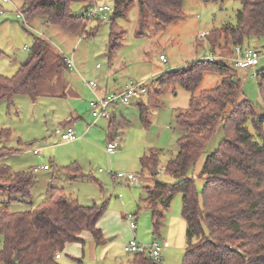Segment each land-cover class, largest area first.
Here are the masks:
<instances>
[{
    "label": "rangeland",
    "instance_id": "rangeland-1",
    "mask_svg": "<svg viewBox=\"0 0 264 264\" xmlns=\"http://www.w3.org/2000/svg\"><path fill=\"white\" fill-rule=\"evenodd\" d=\"M11 2L0 3V8L7 11L0 15V75H14L28 57L34 38L40 37L49 43L48 63L53 62L56 55L72 57L74 68L63 67V77L74 86L79 98L73 101L65 96L38 93L35 100L26 94H19L10 101H0V128L10 129L12 134L9 141L0 142V147L4 145L8 149L0 162L8 165L12 171H30L36 180L30 189L29 199L13 197L0 185V206H7L13 212L35 208L45 200L47 186L51 178L55 177V183L64 187L65 193L77 199L80 204H106L105 213L98 222V226L105 230V245L97 246L92 238H86L82 244L83 257L73 260L60 252L62 259L57 262L91 264L95 258L101 257L99 264H128L133 255L123 250L124 240L135 236L137 242L148 244L158 238L153 232L151 211L142 202L146 196L145 187L151 186L154 179L148 170L141 168L140 158L144 154L157 152L158 173L154 178L169 183L174 181L171 175L163 172L162 166L178 150L177 139L184 134V128L176 124V115L188 108L190 93L180 86H170L164 90L158 97L159 106L148 108L146 126L141 120L138 103L146 105L147 93L154 89L160 74L183 68L210 52L207 37L200 38V34H209L226 23L235 24L240 0H183V16L160 32L154 30L152 14L145 12L142 16L138 1L133 0L114 22H111L109 15L99 21L88 20L85 24L90 36L82 32L64 31L57 25L47 24L42 17H34L25 24L24 18L18 19L15 14V7L20 8L22 0ZM96 2L107 4L113 10L114 0ZM85 7L82 3H74L71 11L81 14ZM111 31L119 36V45L113 53H109ZM246 45L259 51V63L255 69L234 68L233 74L240 81L244 97L252 103L258 114L264 115V104L258 89L260 76H252L255 71L264 70V39L250 37L244 42ZM213 53L223 59L231 54L230 48L228 51L222 50L217 44ZM160 55L164 56L165 62L159 59ZM89 80L97 86H115L117 91L136 83L146 88L141 99H132L127 105L108 107L116 122L124 128L119 132L121 137L123 135L121 148L117 147L116 152L110 155L105 150L108 136L104 118L95 120L96 123L94 121L96 129L83 137L85 142H62L54 134V129L63 120L57 115L65 111L75 108L88 115V119H94L88 105L91 99L88 92L91 90L87 85ZM112 80H117L116 85L111 86ZM218 81L219 75L216 72H205L196 93L214 87ZM249 130H252L250 124ZM223 138L222 126H219L195 165L186 173L194 178L199 190L203 184L199 178L202 165ZM34 149H38L39 154H34ZM43 163L50 167L49 170L43 169L36 173L31 171ZM73 163L81 167L85 178L69 180L62 168ZM108 170L132 173L137 177V183L114 180ZM118 194L122 195L121 200L117 198ZM128 214L133 215L136 223L134 232L129 227ZM185 230L186 223L181 216V195L176 193L170 207L164 212L159 228L160 239L167 241L161 264H182ZM2 242L0 235V249Z\"/></svg>",
    "mask_w": 264,
    "mask_h": 264
},
{
    "label": "trees",
    "instance_id": "trees-1",
    "mask_svg": "<svg viewBox=\"0 0 264 264\" xmlns=\"http://www.w3.org/2000/svg\"><path fill=\"white\" fill-rule=\"evenodd\" d=\"M92 1L22 0L19 9L25 24L34 17H42L47 24L57 25L64 31L90 36L85 19L72 13L71 5H87ZM132 1L114 0L109 15L111 22L123 15ZM137 1L142 16L145 12L152 14L156 32L165 30L169 23L183 16V0ZM240 4L235 24L226 23L208 34L211 51L217 44L222 50L230 48L231 53L232 45H244L250 37L264 39V0H240ZM118 45L119 36L111 31L109 53ZM29 50L14 75H0V101H10L19 94L36 99L37 79L46 63L49 43L35 37ZM55 59L58 67H67L61 55H56ZM234 68L229 59L221 57L213 61L196 59L183 68L160 74L154 89L147 93L146 105L138 103L146 126L148 108L159 106L158 97L164 90L180 86L190 93L188 108L176 115V124L184 128V134L177 139L178 150L162 167L174 181L154 178L158 173L157 152L140 158L142 169L155 172L153 184L146 187L142 202L151 211L153 232L158 237L164 212L170 207L173 196L181 195V216L186 223L182 264H264V115L258 114L244 97L240 81L233 74ZM209 71L219 75L218 83L196 93L204 73ZM258 89L264 104V75H260ZM219 126L224 138L202 165L199 178L203 184L199 190L194 178L186 173ZM11 136L10 129L0 128V142L9 141ZM7 153L8 149L1 146L0 160ZM62 170L69 180L85 178L77 163L64 166ZM55 180L51 178L47 198L31 210L13 212L7 206H0L3 238L0 262L59 264L55 254L69 243L83 244V233H88L96 244L102 243L104 238L98 222L106 204L82 205L68 196ZM34 183L30 171H12L0 162V185L11 196L29 199ZM132 255L128 264H156L142 253Z\"/></svg>",
    "mask_w": 264,
    "mask_h": 264
},
{
    "label": "built area",
    "instance_id": "built-area-1",
    "mask_svg": "<svg viewBox=\"0 0 264 264\" xmlns=\"http://www.w3.org/2000/svg\"><path fill=\"white\" fill-rule=\"evenodd\" d=\"M0 3H12L11 0H0ZM14 6V4H13ZM86 7L83 9L80 14L83 19L87 22L88 20H102L105 19L112 12V8L107 4H99L96 0H93L91 3L85 5ZM16 17L22 18L23 12L19 8L15 7ZM7 11L0 8V15H4ZM24 18V17H23ZM208 36V32H202L200 34V38H206ZM231 54L227 59H229L235 68H247V69H255L259 63L260 54L257 49L251 47L249 45H232ZM220 58L210 50L207 55L199 58L201 60L213 61L215 59ZM159 59L165 62V58L163 55L159 56ZM65 63L67 68H74L73 59L70 57H65ZM98 66V65H97ZM260 75H264V71L259 70L255 71L252 75L253 77H257ZM88 87L93 93V98L89 101V111L94 119L104 118L109 119L111 113L108 111V107L110 105H127L132 99H141L143 94L146 93V88L140 84H131L128 85L124 90L114 91L104 95H98L95 90L97 88V84L94 81L87 82ZM54 134L60 139L62 142H71L76 138L74 129L71 125H61L54 129ZM117 145L113 142H109L106 146L107 154H112L116 151ZM34 154H39L38 149H34L32 151ZM49 166L47 164L36 166L33 168V172L36 173L41 169H48ZM101 172L102 170L99 169ZM110 176L116 180L128 181L131 183H137V177L132 173H123V172H113L108 170ZM118 197H121V194H118ZM127 220L129 222V227L132 231L136 229V223L133 220V215L128 214ZM167 245L166 242L159 240L158 238H154L150 243L143 244L136 241V238H133L126 242L123 245V250L126 253L135 254L142 253L146 257L150 258L154 263L161 264L163 262L162 258V249ZM60 255L59 252L55 254V258H58Z\"/></svg>",
    "mask_w": 264,
    "mask_h": 264
},
{
    "label": "crops",
    "instance_id": "crops-1",
    "mask_svg": "<svg viewBox=\"0 0 264 264\" xmlns=\"http://www.w3.org/2000/svg\"><path fill=\"white\" fill-rule=\"evenodd\" d=\"M64 59H65V57H64ZM57 67H58V63H57L56 59H54L53 62H50V63H48L47 59H46V63H45V65H44V67H43V69H42V71H41V73L37 79V95H38V93L39 94L45 93V94H49V95H59L61 97L65 96L64 98H68V99H71L73 101H76L79 98V95L76 92V89L74 88L73 85L70 84V82L65 80V78L63 77L62 68L65 66L58 67V68ZM65 68H67V67H65ZM110 75H111V73H110ZM89 81H92V80H89ZM112 81L113 82L111 83V86L114 84L116 85L117 80H112ZM116 88H115V86L110 88V86L108 84H103V85H98L95 92L98 95H104V94H107L110 92L117 91ZM88 92H89L90 98L92 99L93 98L92 97L93 96L92 91H88ZM57 116H59L61 119H63L62 122L59 123L60 126L68 124V125H71L73 127L76 138L70 142L71 144H75V143H79V142H85L83 137L90 135L96 129L94 127L95 126L94 121L97 119H93V120L88 119V117H87L88 115L84 114V112L81 110L74 108V110L71 109L69 111H65L62 114H58ZM89 120L91 122L89 124H87V121H89ZM96 122L97 121H95V123ZM105 123L107 124V136H108L107 144L109 142H113V143L116 142L117 147L121 148L122 143H123L122 142L123 141V135L121 137L119 135V132L124 130V128L122 127V125H120L119 123L116 122V118L112 113H111L110 118L105 120ZM121 134H122V132H121ZM40 145H42V144L40 143ZM44 164H46V163H43L42 165H44ZM33 168H32V170H33ZM49 168L45 169V170H49ZM41 170H43V169H41ZM80 170H81V167H80ZM112 179H114V178H112ZM114 180H116V179H114ZM121 181H123V180H121ZM35 182H36V180H35ZM126 182H128V181H126ZM49 184H48V186H49ZM48 186H47V188H48ZM146 187H150V186H146ZM146 187H145V193H146ZM46 198H47V190H46ZM117 198H119V200H121L122 195H121V197H118V195H117ZM103 215H102V217H103ZM101 230H102V233L105 231L104 229H101ZM105 236L106 235H104V233H103V238ZM82 237L84 240L86 238H89V237L91 238V236L88 233H83ZM133 238H135V236ZM133 238L124 240L123 244H125L126 242H128L129 240H131ZM158 239H160V237H158ZM160 240L167 243V241L164 239H160ZM105 241H106V239L104 238L102 243H100V244H102V246H104ZM94 243H95V241H94ZM100 244H96V245L98 246ZM184 247H185V245H184ZM165 249H166V247H164L162 249V252H161L163 261H164V254L163 253H164ZM61 252H64L73 260H78L77 258H79V256H82V257L84 256L83 246L80 243H69L65 246V248ZM61 259H62L61 255H59V257L56 258V260H58V261H60ZM99 263H101V257H99V259L95 258L93 260V262H91V264H99Z\"/></svg>",
    "mask_w": 264,
    "mask_h": 264
},
{
    "label": "water",
    "instance_id": "water-1",
    "mask_svg": "<svg viewBox=\"0 0 264 264\" xmlns=\"http://www.w3.org/2000/svg\"><path fill=\"white\" fill-rule=\"evenodd\" d=\"M233 80H235V78H233ZM155 172L153 170H151V174L153 175ZM14 260H16V256H14Z\"/></svg>",
    "mask_w": 264,
    "mask_h": 264
}]
</instances>
